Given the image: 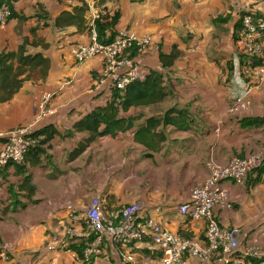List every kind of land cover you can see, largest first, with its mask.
I'll return each instance as SVG.
<instances>
[{
	"label": "crops",
	"instance_id": "obj_1",
	"mask_svg": "<svg viewBox=\"0 0 264 264\" xmlns=\"http://www.w3.org/2000/svg\"><path fill=\"white\" fill-rule=\"evenodd\" d=\"M1 1L11 5L14 15L0 25V49L16 51L28 40V51L45 54L51 68L46 79L26 81L10 100L0 101V131L31 123L43 92L54 96L50 113L36 125V134L41 132L38 161L25 163V157L23 163L0 170V264H84L74 250L48 246L65 233L69 215L97 196L106 209L140 202L144 215L182 236L204 239L205 222L182 216L178 208L207 179L208 160L226 164L264 146V83L249 96L247 110L231 111L246 58L239 18L248 11L264 16V0H94L88 20L94 11L107 8L120 13L117 33L128 29L152 36L151 45L133 52L138 76L167 70L174 95L122 111L130 128L100 135L85 146L89 133L76 131L74 124L113 97L106 88L96 89L104 66L101 56L83 62L74 56L77 44L91 42L90 31L54 25L62 11L81 1ZM175 45L181 54L170 70L164 69L160 54ZM169 109L186 110V118L170 121L178 119L174 111L168 121ZM152 118L156 120L150 122ZM45 129L57 132L46 140ZM28 173L31 194L21 188ZM223 187L232 206L216 208L219 223L240 227L242 245L264 250V174L254 170L246 187L231 181ZM132 251L142 264L160 260L149 241L138 242ZM120 252L121 247L106 243L91 264H124ZM185 258V264H221Z\"/></svg>",
	"mask_w": 264,
	"mask_h": 264
},
{
	"label": "built area",
	"instance_id": "obj_2",
	"mask_svg": "<svg viewBox=\"0 0 264 264\" xmlns=\"http://www.w3.org/2000/svg\"><path fill=\"white\" fill-rule=\"evenodd\" d=\"M93 1H86L89 7ZM101 14V10H96L88 20L91 42L77 44L73 53L78 62L101 56L104 66L98 74L96 89L124 90L139 77L131 52L151 45L153 38L125 29L118 32L112 42L102 43L95 23ZM13 15L12 7L0 1V25H5ZM239 19L242 21V51L247 58L241 69L242 87L235 95L232 112L247 110L249 96L264 83V18L245 13ZM196 45L197 42L193 50ZM53 96L52 92H43L37 104L36 118L31 123L0 131V140H5L0 149V170L10 163H23L29 149L38 143L34 136L36 125L50 113ZM263 163L264 146L247 156H235L226 164L213 157L208 160L207 179L194 186L189 200L178 208L182 216L205 222L204 239L182 236L156 218L144 215L140 202L106 209L103 200L97 196L87 208L69 215L65 233L48 247L50 250H74L84 264H91L95 257L100 256L106 243L121 247L124 264H142L132 247L144 241H149L152 250L161 254L155 264H185L186 256L200 262L215 259L221 264H264V250L256 244L242 245V229L222 226L215 214L217 207L232 206L223 182L231 181L246 187L250 174ZM79 241L83 243L81 255L73 248Z\"/></svg>",
	"mask_w": 264,
	"mask_h": 264
},
{
	"label": "trees",
	"instance_id": "obj_3",
	"mask_svg": "<svg viewBox=\"0 0 264 264\" xmlns=\"http://www.w3.org/2000/svg\"><path fill=\"white\" fill-rule=\"evenodd\" d=\"M1 1V0H0ZM81 4L74 6L71 10L62 11L56 18L54 25L58 28H65L68 26H76L78 31L89 30L88 18L86 16L89 6L85 0H80ZM4 2V1H3ZM105 0H100V3H104ZM8 3V2H7ZM9 4V3H8ZM11 6V5H10ZM13 9V8H12ZM14 11V10H13ZM104 12L96 20V30L98 33V39L102 43H109L115 39L117 34L116 26L120 20V13L116 11L110 13L107 8H104ZM254 13L252 11L244 12ZM256 16L263 17L257 13ZM226 18H218V20H225ZM238 24L242 27V21L239 19ZM28 40H25L16 51H8L6 49H0V101L10 100L16 92H18L26 81L30 80H44L49 74L51 68L50 59L43 53H30L27 48ZM46 46V44H44ZM139 50L135 48L131 52ZM243 52V51H242ZM181 51L175 45L168 53L160 54V61L164 69L170 70L179 58ZM247 58V55L244 54ZM245 58V59H246ZM245 63V60H244ZM166 71L150 70L142 77H138L131 82L124 90L110 89L109 96H112V100L104 106H98L84 118L80 119L74 124L76 131L88 132L89 137L84 143V146L93 141L96 137L106 134H115L118 130L125 131L130 128V124H127V119L121 116V112L128 111L133 106H148L156 104L164 100L167 96L174 95V91L169 79L166 76ZM176 111L178 113V119L172 120L168 116L170 113ZM186 110L169 109L167 111L166 119L178 123L180 118H186ZM156 120L150 119V122ZM168 120V121H169ZM159 122V120H157ZM255 121V120H254ZM261 122V121H260ZM187 127V125H185ZM57 131L45 129L44 134L46 140L51 138ZM34 133L35 137H39V134ZM38 143L31 147L26 154V161H32L35 163L39 159L41 154V148ZM81 149L78 148V152ZM32 155V159H31ZM24 165H20L19 169L24 172ZM255 170L258 171V176L264 174V163ZM251 175V174H250ZM250 177V176H249ZM259 179V177L257 178ZM255 179V181H257ZM259 181V180H258ZM23 190L28 191L30 194L34 190L32 184V176L30 173L26 174L21 185ZM73 248L81 255L83 244L74 245Z\"/></svg>",
	"mask_w": 264,
	"mask_h": 264
}]
</instances>
